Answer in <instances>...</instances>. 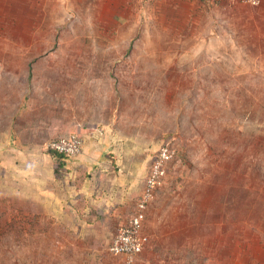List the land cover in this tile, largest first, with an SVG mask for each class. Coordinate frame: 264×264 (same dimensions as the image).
Wrapping results in <instances>:
<instances>
[{
    "label": "rangeland",
    "instance_id": "rangeland-1",
    "mask_svg": "<svg viewBox=\"0 0 264 264\" xmlns=\"http://www.w3.org/2000/svg\"><path fill=\"white\" fill-rule=\"evenodd\" d=\"M91 118L112 121L110 148L97 124L75 128ZM71 132L104 146L106 177L134 167L141 191L159 148L173 151L139 258L180 215L201 237L247 226L264 243V0H0V264H115L122 219L101 232L62 214L46 149Z\"/></svg>",
    "mask_w": 264,
    "mask_h": 264
},
{
    "label": "crops",
    "instance_id": "crops-1",
    "mask_svg": "<svg viewBox=\"0 0 264 264\" xmlns=\"http://www.w3.org/2000/svg\"><path fill=\"white\" fill-rule=\"evenodd\" d=\"M94 123L104 129L107 135V137L105 136V146L110 148L112 146L111 135L114 127L112 121H105V119L103 121H93L92 119L84 121L79 125L81 127L86 125L85 127L89 128L94 127ZM84 137L81 154L71 158L69 163L65 162L64 165V179L60 183L63 182L62 184L67 188L68 198H66L67 203L62 208V214L72 216L75 218L74 221L84 222L86 228L90 230L107 231L106 224L111 216L115 219L116 226L121 219V223L123 224L127 220H123V218L128 213H132L139 197L136 195L141 191L140 185L136 186L139 178H137V171L134 170V167L130 166L127 169L123 167L121 169L117 161H115V177L112 175L106 177L107 174H104L103 169H107L108 164L104 163L101 159L104 154L102 150L104 146L100 150L98 144L93 139L94 136L85 135ZM127 143L129 144L127 153L130 155V153H134V146L136 145L132 142ZM114 155L118 159L119 155L116 151ZM130 158L132 157L129 156L128 159L130 160ZM139 169H142V167ZM123 171H126V173ZM102 176L106 177L105 185L108 188L115 183V186H113L115 187L114 196L102 194L105 191L102 190L104 185L97 184ZM125 176L126 178H124ZM141 177V179H144V176ZM73 200L77 201L84 210L71 211L73 207H68V204H71L70 202ZM89 206H93L94 209L86 212L85 210ZM112 206L113 208H111ZM112 212L113 215L111 214ZM162 212L165 213L162 215L163 218L170 216V214H176L179 217L178 214L183 213L178 207L174 210H163ZM191 216L194 217V214ZM192 217L189 220L180 215L182 219L179 221L178 218L175 225L168 226L165 224L163 227L166 233L160 244L157 245V243L151 241L150 245L148 244V249L149 247L153 248L152 251H144V255L140 258L138 257L139 259L135 264H264V243L262 238L256 234L257 228L255 234H253L252 232H247V226H241L240 228L243 231L237 230V233L241 234V236L238 234V237L229 234V236L217 238V235L222 232L214 234L210 232L211 230L206 235L202 234L203 236L201 237L199 235L201 233L200 223L198 220L192 219ZM83 218H86L85 221ZM152 226V221L150 219L146 220L145 227H149L151 231ZM149 237L151 236H148V239ZM200 245L203 246L200 248ZM67 263L85 264L82 259L72 260ZM86 264L93 263L89 262ZM104 264L111 263L106 262ZM115 264H122V258L116 256Z\"/></svg>",
    "mask_w": 264,
    "mask_h": 264
},
{
    "label": "built area",
    "instance_id": "built-area-1",
    "mask_svg": "<svg viewBox=\"0 0 264 264\" xmlns=\"http://www.w3.org/2000/svg\"><path fill=\"white\" fill-rule=\"evenodd\" d=\"M234 1L247 3L252 6H257L261 2V0ZM82 146L83 142L81 138L70 134L61 140L51 141L47 148L71 159L81 153ZM173 156L174 153L168 146L164 145L159 148L149 164L142 191L131 215L119 226L116 235H114L108 244V252L122 258V264H135L148 241V237L144 234L148 206L154 199V192L159 188L161 180L165 177L166 167L168 163L172 162Z\"/></svg>",
    "mask_w": 264,
    "mask_h": 264
},
{
    "label": "trees",
    "instance_id": "trees-1",
    "mask_svg": "<svg viewBox=\"0 0 264 264\" xmlns=\"http://www.w3.org/2000/svg\"><path fill=\"white\" fill-rule=\"evenodd\" d=\"M86 126V125H85ZM81 127V126H78V127H75V128H77L78 130H82V131H85V130H87V128L86 127ZM75 128H73V129H75ZM92 128H95V126L94 127H92ZM70 134H73L72 132L70 133ZM70 134H67V135H70ZM67 135H65V136H67ZM65 136H62V137H59V138H57V139H55L56 141H58V140H61L62 138H64ZM77 137H81L80 135H76ZM46 153H47V155L50 157V158H52V159H54V162H55V167H54V169H53V171H54V174L57 176L58 174H59V172L60 171H63V172H65V169H64V165H65V160H69V158L68 157H66V156H64V155H62V154H59V153H57V152H55V151H53V150H51L50 148H47L46 149ZM154 158V157H153Z\"/></svg>",
    "mask_w": 264,
    "mask_h": 264
}]
</instances>
